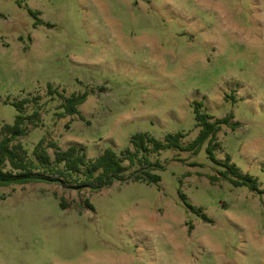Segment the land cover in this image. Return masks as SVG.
Returning <instances> with one entry per match:
<instances>
[{
	"label": "rangeland",
	"instance_id": "rangeland-1",
	"mask_svg": "<svg viewBox=\"0 0 264 264\" xmlns=\"http://www.w3.org/2000/svg\"><path fill=\"white\" fill-rule=\"evenodd\" d=\"M73 94L88 97L70 116ZM197 104L233 118L219 162L208 140L152 154L158 184L0 187V264H264V0H0V130L31 117L15 142L29 162L42 141L52 159L120 153L138 133L187 146Z\"/></svg>",
	"mask_w": 264,
	"mask_h": 264
},
{
	"label": "trees",
	"instance_id": "trees-1",
	"mask_svg": "<svg viewBox=\"0 0 264 264\" xmlns=\"http://www.w3.org/2000/svg\"><path fill=\"white\" fill-rule=\"evenodd\" d=\"M87 97V94H73L65 98L63 106L65 113L70 116L79 115V106L87 101ZM18 105L19 108H23L25 102H20ZM201 108V104L195 106L196 126L200 130L199 134L187 146L182 145V139L186 137L184 133L169 134L165 137L164 142L148 133H138L131 139L132 149H126L120 153L113 149H107L93 160L88 159L85 148L78 144H73L66 150L57 149V146L52 144V147L57 149L54 159H52L42 141L34 149V155L39 161L38 165L28 161L20 144L15 145V142L27 135L26 124L29 121L32 122L30 116L20 114L14 125H6L0 130V187L32 183L52 184L62 182L63 177L75 174H83L85 177L83 181L79 182L77 189L88 188L92 193L100 192L115 183L140 181L158 184L161 182V176L157 171L163 170L164 166L159 161L152 162L150 159L152 154L159 153L164 148L188 149L198 153L208 140H210L209 158L214 162H219L214 154V151L219 147L218 134L224 125L230 124L233 118L225 117L213 121L212 117L201 111ZM232 126L236 127V124ZM126 162L129 163L128 166ZM221 163L227 169L224 174L225 179H230V175L238 174L237 168L230 164L229 158L225 163ZM135 166L138 168L128 173ZM8 167L11 169H7ZM245 178L242 182L235 181V183L237 185H250L251 183V187L255 189V180L251 177ZM194 210L204 221L211 222L201 209Z\"/></svg>",
	"mask_w": 264,
	"mask_h": 264
}]
</instances>
